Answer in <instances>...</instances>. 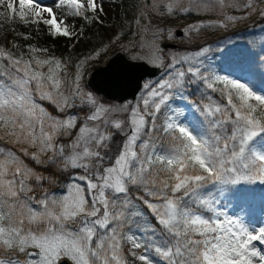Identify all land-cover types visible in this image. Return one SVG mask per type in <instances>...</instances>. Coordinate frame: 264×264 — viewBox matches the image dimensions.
<instances>
[{"label":"snow or ice","instance_id":"obj_1","mask_svg":"<svg viewBox=\"0 0 264 264\" xmlns=\"http://www.w3.org/2000/svg\"><path fill=\"white\" fill-rule=\"evenodd\" d=\"M18 5L8 0L9 19L53 38L79 39L73 20L107 15L101 0ZM129 7L138 44L121 49L132 61L142 57L131 48L147 50L162 75L120 104L90 85L89 66L110 45L75 62L0 45V264H264V86L251 77L264 43L257 57L231 39L200 42L264 22V0ZM180 17L194 19L179 31L166 23ZM164 38L192 47L166 54Z\"/></svg>","mask_w":264,"mask_h":264},{"label":"rangeland","instance_id":"obj_2","mask_svg":"<svg viewBox=\"0 0 264 264\" xmlns=\"http://www.w3.org/2000/svg\"><path fill=\"white\" fill-rule=\"evenodd\" d=\"M8 0H4L3 4H0V45L10 46V43L15 41L20 44H35L38 47H46L49 49L50 54H53L57 57H70L73 62L82 59L85 56L93 54L94 51L98 50L103 45H110L108 51L98 59L97 62H93L89 66V73H92L96 67H103L118 52L124 53L130 58V52L127 50H122L121 45H127L131 47L132 44H138L134 33V27L129 28L126 25L131 22L133 18L134 9L129 7L133 3V0H123L124 6L121 5V0H101L104 7L106 16H103V24H92L88 26L84 23L83 20H73L79 28H84V33L80 36L79 39L73 37L69 39L67 37H56L53 38L47 34V29L42 24L39 26L40 31L36 32L35 25H25L18 18L9 19L12 15L7 8ZM15 3L16 11H19L18 0H13ZM40 3L46 6H52L53 0H40ZM58 18L63 15V10H56ZM193 17H180L178 19H173L167 21L169 27L174 26V30L179 31L182 25L191 23ZM240 29H249V32L254 34L259 40V42L264 43V22L260 23L259 17H254L253 19L248 20L245 23L239 24L235 28H230L228 31H217L211 30L205 36L201 38V43L207 41L213 43L215 41H223L231 39L235 44L240 45L241 47L245 46L242 37H236L233 35L234 32L237 33ZM16 33H27L30 34L33 39L24 41ZM120 35L121 38L115 44L112 43L115 40L117 35ZM186 38H178L175 42H169L166 38L162 40L161 47L163 43H172L178 45L176 50H167L166 54H171L174 51L183 52L186 48L192 47L182 42ZM215 47V43H213ZM131 54L138 55L142 57V61H146L148 57L147 50L141 51L139 48H131ZM216 63H219V58H216ZM264 67H261L259 60L256 64L253 65V70L251 77L254 83V86L257 88L264 86ZM161 76L157 79L159 80ZM218 97V94H214ZM101 101L105 104H120L118 102H109L104 98L100 97ZM199 100V94L193 98ZM130 101V100H129ZM76 111V109H72ZM257 222H259V211L256 212Z\"/></svg>","mask_w":264,"mask_h":264},{"label":"water","instance_id":"obj_3","mask_svg":"<svg viewBox=\"0 0 264 264\" xmlns=\"http://www.w3.org/2000/svg\"><path fill=\"white\" fill-rule=\"evenodd\" d=\"M166 49H177V45L164 44ZM107 71L103 69L107 65ZM106 66L97 68L90 77V85L97 90V94L107 100L119 103L133 99L138 94V88L146 78H156L161 74L159 69L149 66L145 62L131 61L122 53L113 57Z\"/></svg>","mask_w":264,"mask_h":264},{"label":"trees","instance_id":"obj_4","mask_svg":"<svg viewBox=\"0 0 264 264\" xmlns=\"http://www.w3.org/2000/svg\"><path fill=\"white\" fill-rule=\"evenodd\" d=\"M261 23V22H260ZM239 33L241 34V37L244 39L247 45H250L252 47V50L255 54L258 53L260 50V44L254 34L249 32V29H240ZM257 194H259V188L256 189Z\"/></svg>","mask_w":264,"mask_h":264}]
</instances>
